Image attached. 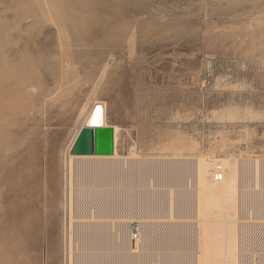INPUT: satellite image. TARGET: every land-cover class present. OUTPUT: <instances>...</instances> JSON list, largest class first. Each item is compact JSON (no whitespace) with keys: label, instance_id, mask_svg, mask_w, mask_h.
<instances>
[{"label":"rangeland","instance_id":"374dc122","mask_svg":"<svg viewBox=\"0 0 264 264\" xmlns=\"http://www.w3.org/2000/svg\"><path fill=\"white\" fill-rule=\"evenodd\" d=\"M1 22L11 26L8 48L36 56L29 91L42 95L20 109L28 130L0 158L13 166L0 189L19 185L22 164L39 193L31 228L0 231V264L66 260L62 155L81 126V108L95 100L107 103V123L119 127V155L134 146L148 161L128 162L115 174L119 182L101 185L116 189L123 207L148 211L160 199L167 209L168 196L193 189L183 169L163 177L149 171L150 160L174 155L166 147L173 140H192L197 152L218 157L264 159V0H0ZM33 138L39 143L22 151ZM99 173L100 182L111 178ZM175 241L166 252L182 258L185 244Z\"/></svg>","mask_w":264,"mask_h":264},{"label":"bare ground","instance_id":"6f19581e","mask_svg":"<svg viewBox=\"0 0 264 264\" xmlns=\"http://www.w3.org/2000/svg\"><path fill=\"white\" fill-rule=\"evenodd\" d=\"M51 6L58 8L55 3ZM0 28L1 158L3 150L12 145L16 136L28 130L20 117V109L42 94L31 96L29 91V79L36 74V56L18 57L17 52L7 47L8 37L13 36L11 26L1 22ZM95 105L98 107L92 112ZM107 110L104 100L83 106L80 110L81 126L70 146L80 129L94 122V114L100 118L99 124L109 125ZM110 126L113 129L112 154L64 152L62 155L60 181L66 191L68 229L66 260L63 262L61 257L59 264H166L165 259L176 264H264V251L254 252V249L264 248V159H243L233 155L218 157L197 152V145L192 140H173L166 147L174 155L150 160L147 163L152 164L149 171H156L163 177L165 172L174 176L183 169L193 182V189L182 193L184 197L175 193L168 196L167 209L160 199L158 206L148 211L144 206L142 210L140 207H123L122 195L113 193L116 189L102 188L101 185L112 186L119 182L115 174L117 171L127 172L128 162L146 164L148 161L138 157L134 146L129 156H120L117 150L119 127ZM34 143L39 142L34 138L28 140L22 151H32ZM184 150H191L193 154L185 157L182 155ZM42 154L44 156L46 151L43 150ZM22 166H17L21 178L19 185L0 189V231L10 227L17 234L34 224L29 216L37 210L39 193L34 188L35 178ZM214 166L220 167L221 180L211 177ZM0 168L5 171L0 175L1 187L6 172L13 166L2 162ZM106 170L111 178L100 182L99 172ZM147 170L145 168L141 175L144 181L141 185L145 184ZM160 195L151 194L156 199L161 198ZM9 196L13 197L10 208L5 203ZM134 227L137 228V237L131 240L130 229ZM75 234L79 237L76 238ZM175 239L185 244L186 250L179 254L182 258L177 257L178 253L166 252L179 246Z\"/></svg>","mask_w":264,"mask_h":264},{"label":"water","instance_id":"95a60500","mask_svg":"<svg viewBox=\"0 0 264 264\" xmlns=\"http://www.w3.org/2000/svg\"><path fill=\"white\" fill-rule=\"evenodd\" d=\"M98 105H95L92 112ZM99 117L94 114V122L83 126L75 138L70 154H99L109 155L113 152V129L110 125L98 123Z\"/></svg>","mask_w":264,"mask_h":264},{"label":"built area","instance_id":"2783aa9c","mask_svg":"<svg viewBox=\"0 0 264 264\" xmlns=\"http://www.w3.org/2000/svg\"><path fill=\"white\" fill-rule=\"evenodd\" d=\"M211 177L214 179V180H221L222 178V174L220 172V167L219 166H214L212 168V171H211ZM130 232H131V240H134L136 237H137V228L134 227V228H131L130 229ZM230 264V263H229Z\"/></svg>","mask_w":264,"mask_h":264}]
</instances>
